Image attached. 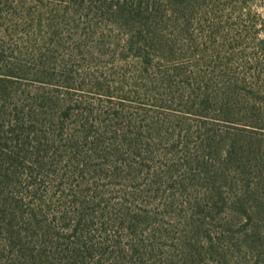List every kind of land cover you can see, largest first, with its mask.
Masks as SVG:
<instances>
[{"label": "rangeland", "instance_id": "obj_1", "mask_svg": "<svg viewBox=\"0 0 264 264\" xmlns=\"http://www.w3.org/2000/svg\"><path fill=\"white\" fill-rule=\"evenodd\" d=\"M159 1L155 30L139 33L136 22L113 20L87 0H0L2 102L24 120L31 110L56 137L58 160L41 174L45 194L51 207H86L96 243L108 247L92 262H137L136 247L149 264H184L178 249L190 243L192 264H264L258 245L244 260L242 218L226 207L215 222L204 211L212 235L225 237L215 242L226 257L199 246L189 218L209 187L186 163L198 125L234 134V124L199 115L194 91L254 67L264 52V0H203L187 17ZM128 211L145 219L130 228Z\"/></svg>", "mask_w": 264, "mask_h": 264}, {"label": "trees", "instance_id": "obj_2", "mask_svg": "<svg viewBox=\"0 0 264 264\" xmlns=\"http://www.w3.org/2000/svg\"><path fill=\"white\" fill-rule=\"evenodd\" d=\"M87 1L97 11L108 10L113 20L136 22L139 33H143V27L154 31V25L161 19L159 0L155 3L152 0ZM164 1L176 14L185 13L186 17L204 2ZM156 36L157 31L153 38ZM253 60L254 67L232 72L220 86L206 82L194 91V102L202 110L200 116L234 124L230 125L234 130L230 135L198 125L199 143L195 153L186 157H190L187 164L200 169L196 174L198 179L209 187L206 198L195 201V208L201 210L191 214L189 226L203 236L199 246L203 249L206 245L204 250L219 258L226 257V249L215 241L225 237L221 232L216 237L212 235L206 216L210 215V222H215L225 207L230 216L236 214L242 218L244 260L252 256L257 245L264 249V244L259 243L264 242V52ZM7 80L0 77V264H97L92 262L96 251L104 253L108 247L96 243L95 224L86 207L78 200L61 201L51 207L45 194L46 179L41 174L44 166L58 160L60 148L55 145L56 137L47 135L31 110L25 120L8 113L2 102ZM222 140L226 144L223 153L216 148ZM212 212L215 213L211 215ZM124 215L135 221L130 228L145 219L129 211ZM183 241L186 243L185 237ZM131 248L139 259L137 262L123 259L124 262L149 264L140 258L141 249ZM187 248L193 247L188 243L178 249L179 259L184 255L182 263L192 264L194 261L188 260L192 250ZM257 256L264 263V254Z\"/></svg>", "mask_w": 264, "mask_h": 264}]
</instances>
